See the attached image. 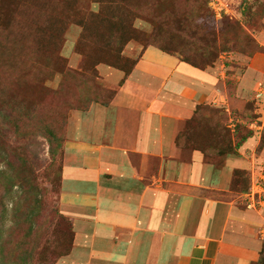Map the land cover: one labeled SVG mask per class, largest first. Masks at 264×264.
Returning <instances> with one entry per match:
<instances>
[{
  "label": "rangeland",
  "instance_id": "1",
  "mask_svg": "<svg viewBox=\"0 0 264 264\" xmlns=\"http://www.w3.org/2000/svg\"><path fill=\"white\" fill-rule=\"evenodd\" d=\"M157 1L152 19L134 17L133 37L114 45L107 19L119 0H0L1 264H68L74 232L60 211L67 125L75 111L108 105L146 48L203 69L219 62L235 77L246 72L241 58L264 53L249 15L230 13L231 0ZM254 91L229 111L215 107L224 133L206 116L200 127L192 117L175 143L187 153L198 150L195 142L212 143L206 160L217 169L235 162L231 194L264 216V85Z\"/></svg>",
  "mask_w": 264,
  "mask_h": 264
},
{
  "label": "crops",
  "instance_id": "2",
  "mask_svg": "<svg viewBox=\"0 0 264 264\" xmlns=\"http://www.w3.org/2000/svg\"><path fill=\"white\" fill-rule=\"evenodd\" d=\"M231 1L230 13L242 18L247 4L264 0ZM252 35L264 45L263 30ZM218 63L201 69L146 48L108 105L72 114L60 186V211L74 232L66 263L257 259L264 216L231 194L235 162L226 159L217 169L200 151L187 153L175 143L199 105L229 111L264 85V53L241 58L247 68L238 77ZM238 157L242 162L243 154Z\"/></svg>",
  "mask_w": 264,
  "mask_h": 264
},
{
  "label": "trees",
  "instance_id": "3",
  "mask_svg": "<svg viewBox=\"0 0 264 264\" xmlns=\"http://www.w3.org/2000/svg\"><path fill=\"white\" fill-rule=\"evenodd\" d=\"M122 4V8L116 9L115 7H112L110 9V17H108L107 22L109 23L108 26V32H109V38L110 41H112V44H121L123 41L126 40V38H132L133 33V24L132 20L133 18H139L144 17L148 19H152L151 17L154 16V7H159V2L157 0H119ZM152 1H154L152 3ZM166 2V1H165ZM161 13V12H160ZM249 17H248V15ZM243 16H247L249 20L245 18V22H247L249 26H251L252 31H258L260 28L264 29V25L262 23V19L264 17V1H262L259 4H247L245 6V9L243 10ZM257 23V29L254 28L253 24ZM107 32V33H108ZM111 44V46H112ZM162 50V49H161ZM164 52V50H163ZM165 53H168L165 51ZM186 63L191 64L194 67L201 68L196 65L195 62H191L189 60H184ZM203 69V68H201ZM130 70V69H129ZM128 70V71H129ZM127 71V72H128ZM218 109L215 107H211L209 105H199L197 109L195 110L193 119L197 117V120L199 121V127L202 123V120L205 118L211 119L212 126L216 127L218 129V133L222 134L224 133V129L222 128V125L220 122H223L225 119V116L221 115L218 116ZM218 120V122L216 121ZM207 140V139H206ZM180 142V139L177 138V142ZM195 142V136H193L192 142ZM203 142V141H199ZM199 142H195L196 148L201 151V153L206 157L207 155H210L209 151H211V148L213 147L212 143H206V144H199ZM181 143V142H180ZM205 143V142H204ZM212 146V147H211ZM220 148V150H219ZM214 149V148H213ZM216 149L220 151H230V149L227 148H221L217 147ZM4 216L3 211H0V232L2 228V224L4 223ZM2 258H0V264L2 263ZM258 264L264 263V242L262 243L261 249L259 251V259L256 261Z\"/></svg>",
  "mask_w": 264,
  "mask_h": 264
},
{
  "label": "built area",
  "instance_id": "4",
  "mask_svg": "<svg viewBox=\"0 0 264 264\" xmlns=\"http://www.w3.org/2000/svg\"><path fill=\"white\" fill-rule=\"evenodd\" d=\"M264 196H260L259 199H258V202H259V205H260V209H264V200L263 199ZM254 200V198H252ZM253 202V201H251ZM256 206V203H247V207L248 208H252V207H255Z\"/></svg>",
  "mask_w": 264,
  "mask_h": 264
}]
</instances>
